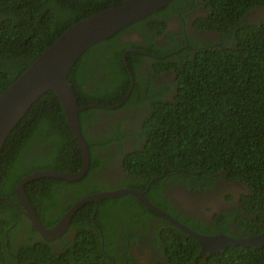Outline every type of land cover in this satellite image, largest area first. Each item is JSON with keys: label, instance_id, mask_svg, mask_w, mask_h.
<instances>
[{"label": "trees", "instance_id": "obj_1", "mask_svg": "<svg viewBox=\"0 0 264 264\" xmlns=\"http://www.w3.org/2000/svg\"><path fill=\"white\" fill-rule=\"evenodd\" d=\"M121 1L0 0V94L68 28L121 5ZM200 3L205 14L193 27L220 34L215 41L220 46L214 41L195 44L183 40L182 45L189 47L176 51L182 45L174 43L167 50L173 54L156 60L160 70L174 73V96L161 101L156 90L152 96L147 88L137 91L139 78L132 62L143 56L126 51H152L147 41L163 33L169 13L182 16ZM256 9L264 11V0H173L80 55L67 76L79 107L119 104L130 87V71L134 85L120 106L78 113L89 153V168L82 179L68 182L41 177L24 184V193L45 228L53 227L83 197L106 189L94 180L101 161L93 150L95 145L90 144L96 139L85 136V121L97 114L143 108L147 113L141 126L144 148L126 154L124 168L142 176L150 194L158 182L153 178L159 176L165 182L192 179L203 187L214 185L221 176L235 181L245 192L240 195L241 209L231 216L249 236L264 233V14L261 20L244 21ZM133 31L142 42L121 41ZM167 39L172 46L173 39ZM155 52L149 53L163 54ZM113 136L120 137V133ZM107 140L98 139L97 146L105 149ZM81 166L82 154L61 105L54 92L47 91L31 105L0 151V264H120L118 241L125 243L124 258L131 264L128 244L138 233L131 234L127 228L132 222L140 233H146L149 218L164 222L154 228L153 244L160 245V253L164 248L167 260L156 264H264V243L261 247L228 246L218 253L199 255L200 246L192 237L130 195L84 203L73 213L66 231L46 241L31 230L21 213L16 185L36 171L74 174ZM138 183L127 179L119 186L143 191L138 190ZM145 195L157 206L154 197ZM159 208L164 210L160 204ZM219 217L214 215L224 229L229 217L225 213L224 218Z\"/></svg>", "mask_w": 264, "mask_h": 264}, {"label": "flooded vegetation", "instance_id": "obj_2", "mask_svg": "<svg viewBox=\"0 0 264 264\" xmlns=\"http://www.w3.org/2000/svg\"><path fill=\"white\" fill-rule=\"evenodd\" d=\"M199 2H197V4ZM257 11L260 10L256 9L248 13L244 17V21L253 22V20H258L260 17L256 14ZM262 13L264 14V11H262ZM204 14L205 11L201 3L196 9H191L183 13L182 16L170 12L165 19L166 27L163 33L161 35H153V39L147 41L150 50L153 52L157 51L155 53L163 52L160 57L151 55L149 52L152 51L144 52L139 49H130L126 51L143 56V58H135L132 62L136 70L134 73H136L135 75H138L139 78L137 91L142 93V91L147 88L149 89L148 94L152 96V90H156L159 92L157 93V100L161 101L170 100L174 96V90L176 88L174 73L169 70H160L156 63L158 58H167L174 53V51H167L171 47H174V43L182 45L183 40H186L185 42L187 43L194 42L195 44L214 41L217 47L220 46L219 42H215L216 39L220 37V34L216 32L199 31L193 27L195 20ZM168 37L173 39L172 46H169L170 42L167 39ZM126 40L133 43L143 41L134 31L128 35H123L121 41ZM187 43L185 46L182 45L178 47L176 51L189 47ZM152 44L153 47L150 48ZM137 110H122L109 115L97 114L95 118L85 121V136L89 139H96L90 144L95 145L93 146V150L101 161L100 166L94 172L95 182L100 185L103 183L106 188L105 190H116L126 188L119 185L127 179L130 181L138 180L140 181V183H138V190H143L139 192H142L145 197L146 192L151 198L154 197L157 203V206H155L159 208L160 204L161 208H164V210L159 209L165 213H167L166 210H169L179 215L178 219L167 213L193 232L205 236L223 235L235 239L255 237L249 236L244 228L238 227L235 222L236 218L231 216L234 212L241 209L239 202L240 195L245 192L242 185L237 182L230 181L224 176H221L219 179L215 180L214 185L203 187L201 182L192 179L188 182H165V179L163 180L161 176H159L153 178L154 181L158 179V182H156V186L152 188L153 192L150 194L149 186H145L143 183L145 179L142 176L134 175L130 169L126 170L124 168L123 160L125 159V155L136 151H142L144 148L141 126L147 113H144L143 108H138ZM140 112H143V114H138ZM115 133H120V137L113 136ZM108 136L113 137V139L111 138L110 140ZM98 139L101 140V142L108 139L106 141L108 142L106 144L107 149H101L97 146ZM223 212L225 213V217L227 215L229 218H226L228 222L225 224L224 229H221L214 215H220L221 217L218 219H221L224 218L222 217V215H224ZM162 223H164L162 220L149 218L147 222V232L140 233L139 228L130 222V228L135 229L131 230L127 228L129 233H138L137 239L128 244V255L129 259H131V264H156L166 262L167 258L164 255V248H162V252L160 253L157 248L160 245L154 246L153 244L155 243L154 228ZM218 229H221V231L219 232ZM212 231H215V233L211 234L210 232ZM117 244L119 250L118 261L120 264H130L124 258L125 243L123 244L118 241Z\"/></svg>", "mask_w": 264, "mask_h": 264}, {"label": "water", "instance_id": "obj_3", "mask_svg": "<svg viewBox=\"0 0 264 264\" xmlns=\"http://www.w3.org/2000/svg\"><path fill=\"white\" fill-rule=\"evenodd\" d=\"M173 0H122L121 5L110 8L77 22L63 32L43 53H41L24 71L0 94V151L10 134L31 105L47 91L56 95L68 126L74 135L82 154L81 169L74 174L53 170L33 172L21 179L15 188L17 201L30 222L31 230L37 232L46 241L62 235L73 213L84 203H97L101 200L116 199L126 195L133 196L141 205L165 219L178 230L192 237L200 246L199 255L218 253L228 246L261 247L264 233L253 238L235 239L228 236H205L191 231L179 221L151 204L142 192L130 188L104 190L87 195L74 203L51 228H45L39 221L35 210L24 193L23 186L28 181L53 177L68 182L82 179L89 168V153L85 139L78 124V113L86 109H114L120 106L130 95L134 76L130 71L131 84L124 99L116 106L85 105L79 107L74 89L67 79L68 73L80 55L90 47L125 30L145 17L167 7ZM129 69V68H128ZM130 70V69H129ZM17 208V206L15 205ZM206 250V251H203Z\"/></svg>", "mask_w": 264, "mask_h": 264}, {"label": "rangeland", "instance_id": "obj_4", "mask_svg": "<svg viewBox=\"0 0 264 264\" xmlns=\"http://www.w3.org/2000/svg\"><path fill=\"white\" fill-rule=\"evenodd\" d=\"M256 14H257L260 18H261V16H263L262 11H257ZM260 18H259V19H260Z\"/></svg>", "mask_w": 264, "mask_h": 264}, {"label": "bare ground", "instance_id": "obj_5", "mask_svg": "<svg viewBox=\"0 0 264 264\" xmlns=\"http://www.w3.org/2000/svg\"><path fill=\"white\" fill-rule=\"evenodd\" d=\"M134 85V84H133Z\"/></svg>", "mask_w": 264, "mask_h": 264}]
</instances>
